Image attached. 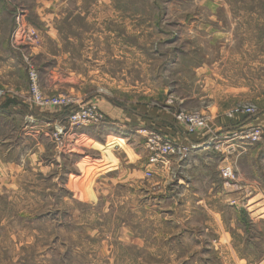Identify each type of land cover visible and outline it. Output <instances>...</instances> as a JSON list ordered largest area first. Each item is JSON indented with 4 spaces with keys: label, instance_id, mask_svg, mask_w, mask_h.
Returning a JSON list of instances; mask_svg holds the SVG:
<instances>
[{
    "label": "rangeland",
    "instance_id": "1",
    "mask_svg": "<svg viewBox=\"0 0 264 264\" xmlns=\"http://www.w3.org/2000/svg\"><path fill=\"white\" fill-rule=\"evenodd\" d=\"M64 1L57 25L65 34L62 50H56L50 38L46 56L32 55L26 45L22 53L0 50V83L16 78L13 88L0 84V98L25 89L34 111H61L68 118L72 109L42 108L29 101V69L37 70L45 95L72 97L79 104L75 110L96 108L97 125L77 127L90 134L94 146H88L86 139H66L64 132L55 130V134L37 136L38 141L33 139L31 173L26 166L24 176L7 192H0V264H180L175 256L180 253L188 255L187 264H234L224 254L220 258L214 248L204 252L207 241L199 228L203 226L200 215L191 219L190 242L165 240L178 232L170 229L171 218L159 213L155 230L153 211L158 210L153 207L158 199L155 202L151 195L189 189L186 171H172L171 163L181 166L194 152L204 150L217 157L212 166L215 193L238 195L231 203L242 207L253 203L258 192L264 197V0ZM5 21L4 38L10 37L14 45L10 16ZM49 30H30L35 39L26 43L39 46L41 32ZM7 68L16 70L4 72ZM72 85L86 95L101 96L123 118L111 121L97 102L83 103L76 98L78 89L71 92ZM182 115L207 118V126L190 133L179 119ZM109 123L123 126V136L107 128ZM0 126V134L11 133L9 124L1 122ZM217 126L229 129L226 141L240 143L233 142L224 152L214 139ZM155 128L166 129L172 138L179 133H203L205 139L199 144L176 143ZM52 129L48 128L49 133ZM255 133L259 137L253 141ZM132 137L142 144L137 150L143 155L137 193L135 184L111 179L127 158ZM39 142L45 151L39 159L44 162L37 158ZM165 145L174 151L166 158ZM237 147L252 148L250 154L257 157L254 171H248L251 162L247 159H243L245 167H240L242 155L238 156ZM21 154L17 153V161ZM195 187L200 190L198 182ZM136 207L144 212L136 216ZM259 209L263 211L251 210L252 218L245 209L248 221L239 224V240L246 248L251 245L248 250L257 245L261 254L264 204ZM166 219L168 227L159 233ZM225 222L230 232L237 223L231 214ZM214 238L208 237V246L212 247Z\"/></svg>",
    "mask_w": 264,
    "mask_h": 264
},
{
    "label": "crops",
    "instance_id": "2",
    "mask_svg": "<svg viewBox=\"0 0 264 264\" xmlns=\"http://www.w3.org/2000/svg\"><path fill=\"white\" fill-rule=\"evenodd\" d=\"M65 1L64 0H0V50L4 53H14V52H23L22 45H26L30 51H32V55L34 56H42L47 54V38H50L54 44L56 45V50H62L63 49V39L65 37V34L60 32L58 30V22L60 20V15H63V5ZM55 12V14H54ZM60 13V14H59ZM10 16V25H13L12 31L13 35L12 38L14 40V45L10 41L9 38H4V30H5V24H7V21L5 19ZM63 18V17H62ZM34 24H43V26H37ZM55 28H54V26ZM47 29L50 28L47 32H41L42 33V39L40 38L39 46H34L32 44L26 43V41L32 43L34 42V39L32 35H30V30L32 29ZM24 32V33H23ZM50 36V37H47ZM25 38V39H24ZM2 41H5L6 44H2ZM42 41V42H41ZM13 42V41H12ZM11 43V44H10ZM18 46V47H17ZM86 56L85 54H83ZM86 58V57H85ZM88 60H90V54H87ZM66 59V58H65ZM63 59V60H65ZM67 60V59H66ZM63 70L65 67V64H61ZM16 69L7 68L4 69V72L10 73L12 71H15ZM1 72V70H0ZM74 74V73H73ZM12 78L11 80H1V88H9L12 87L11 84L13 83V80L16 79L15 77H8ZM18 80V79H17ZM75 84V83H72ZM71 92H74L75 90L77 95L76 98L81 100L83 103H94L97 102L100 106V108L105 112V114L108 116V118L111 121L117 120L119 118H123V114L119 113L116 109H113L111 107V104L105 101V99H102L101 96H95L93 95H86L84 92H80L81 89L78 87H74V85L71 86ZM13 88V87H12ZM58 89V87H55V91ZM58 91V90H57ZM48 93V92H46ZM5 95L0 98V123L3 122V125L9 124L12 128V131L9 135H5L4 132L0 134V192H7L9 186L11 184H14L16 180L18 181L20 179V176H24L25 174V167L27 166L29 168V172L31 173V165L33 162V156L31 148V143L33 142V139L38 141L37 136L40 137V135L48 136L51 134H55V131L63 130L65 133V138H71L74 139L77 137V140L86 139L88 140V146H94L93 139L90 137V134L87 135L85 132H82L80 128H73L70 127V124L68 122V118L65 119V116L61 111H42L40 113H37L32 109L29 102H27V93L24 89V91L20 94H16L14 91L4 93ZM50 94V93H48ZM53 94V93H52ZM73 95V93H72ZM75 96V95H74ZM105 109H104V108ZM132 120H134L132 118ZM123 122V120H121ZM134 125L137 124V121H133ZM139 124V123H138ZM151 124V123H149ZM16 126L18 127V130L16 132ZM54 126V129H52V133H49L48 128ZM107 128L113 131H117L121 133L119 137L123 136V126H119L114 123H109L107 125ZM125 128V127H124ZM156 130L160 131L159 128H155ZM0 130L2 131V127L0 126ZM5 130V129H3ZM126 134L129 133V129L125 128ZM166 129H161L164 135H167V137L172 138V134L166 133L164 131ZM229 129H224L220 126L216 127L215 134H217L218 143L222 145L223 151L225 152L228 149H231L233 142H236L237 144L240 143L237 141H226V138H228L227 131ZM160 131V132H161ZM133 132V131H132ZM231 132V131H230ZM230 132L228 135H230ZM114 135V132L111 133ZM115 134V135H117ZM140 134V133H136ZM174 136V135H173ZM130 140L131 135L126 137ZM225 138V139H224ZM122 139V138H120ZM134 141L132 144H129L126 149L130 151L127 152V158L124 160L123 158V164H119L117 169H119V172L117 175L112 177L111 179H115L116 181H119L125 185H132L135 184V193H137V184L139 182V175L141 170L143 169V163H142V152H138L139 149L142 148V144H140L135 137H132ZM137 139L140 140V138L137 136ZM205 139V135L202 133H198L192 136H187L185 133H179V135H175L172 140L176 143L181 144H199L203 142L202 140ZM126 140V141H128ZM92 141V143H90ZM201 141V142H200ZM40 142L36 144V148L39 147V152L37 153V158L41 162H44L43 160L39 159L42 157V154H44L43 147H40ZM121 146V145H120ZM135 146V147H133ZM208 147V148H207ZM206 149L209 151V146H207ZM108 148V147H107ZM99 149V148H98ZM126 149H123L125 151ZM226 149V150H225ZM237 153L238 156L242 155L241 165L240 167L244 168L245 165H243V159H247L250 163L249 169L254 171V161L257 159L254 155L252 156L251 147L248 148H240L237 147ZM101 150V149H99ZM206 151V150H205ZM22 152V154L19 156L17 161V153ZM203 151L194 152L191 155V158L188 161H185V163L178 165L177 163H171L170 169L172 171H178L180 169H184L186 171L185 177L188 176V179L190 180L189 189L183 188L182 191L178 194H166L161 195L163 192H159L158 195L152 194L151 196L155 197V207L158 211H153V226L156 225L154 222H156L158 219L156 216V213H159L161 216L164 214L166 217L171 218L169 220H172V224L170 225V229L173 228V230H177L178 233L171 236H166L165 240L168 239H174L175 241L181 240L188 242L191 241L192 236L189 233V228L192 229L191 226V219L195 215H200L202 217L201 223H203V226L201 225L199 228H203V232H205V240L208 242V237L213 238L214 236L216 238L213 239L212 247L208 246V243L205 242L204 245V252L207 254L211 248H214L217 255H219L220 258H222V255L224 254L227 258H230L234 264H264V250L263 253L260 254V249L256 245L253 247L252 250H248L249 247L244 246V241L242 243L240 242V235L241 231L239 228L240 226H243L244 223H247V219L245 218V215L249 213V216L252 218L251 210L253 212L263 211L262 208L264 204V197L262 196V191L258 192V194L253 197L252 200L253 203H248L246 207L242 206H233L231 203L232 201L238 200V195L236 194H229V195H223L222 192H214L213 191V182H212V166H214V161L216 160V154L209 153H203ZM234 151V155H235ZM41 154L39 156L38 154ZM67 154V153H63ZM253 154V153H252ZM218 156V155H217ZM56 162L62 166V162L59 158H55ZM199 163V165H197ZM117 164V163H114ZM42 165V164H41ZM117 166V165H116ZM115 166V167H116ZM180 166V167H178ZM247 167V166H246ZM218 169V167H217ZM24 170V172H23ZM24 173V174H23ZM241 173V172H240ZM242 175V174H241ZM243 177V176H242ZM165 178V177H163ZM260 178H255V180H259ZM163 180V179H162ZM162 180L159 183H162ZM103 181V180H102ZM260 181V180H259ZM197 182L200 185V190L197 191L194 188H196ZM130 183V184H128ZM257 183V182H256ZM262 183V182H261ZM264 194V193H263ZM160 198V199H159ZM158 205V206H156ZM137 208V207H136ZM245 209L247 213L245 214ZM197 211H200V213H197ZM139 212H144V208H137L136 209V216ZM231 216L235 219L236 226L232 229L230 232V229L227 228L225 218L227 216ZM140 215V214H139ZM210 218V221L208 222V219ZM176 219V221H175ZM139 219H136V225L139 224ZM164 223H161L159 225L158 232L161 233L168 227L167 219L164 221ZM155 230H157V225L154 226ZM170 229H167L170 231ZM154 230V231H155ZM236 232V235L233 234V232ZM208 233L210 234L208 236ZM216 233V234H215ZM140 236L137 235L136 238H139ZM153 239L156 238V235H153ZM215 239H218L216 241L219 242V245L217 246V242ZM239 240V241H237ZM139 241V239H137ZM183 248H186L185 245H182ZM264 248V245L263 247ZM243 250V251H242ZM246 250V251H245ZM259 250V251H257ZM262 251V250H261ZM176 256V262L180 264H187L189 262L188 255H184L183 253H180ZM218 258V259H220ZM206 259V256H205ZM202 261V259H201ZM200 261V262H201Z\"/></svg>",
    "mask_w": 264,
    "mask_h": 264
},
{
    "label": "built area",
    "instance_id": "3",
    "mask_svg": "<svg viewBox=\"0 0 264 264\" xmlns=\"http://www.w3.org/2000/svg\"><path fill=\"white\" fill-rule=\"evenodd\" d=\"M1 95L2 94L0 93V96ZM29 95H30L29 101L31 102V104H34L35 106L38 107L40 106L42 108H56V109H65V110L72 109L69 112V117H68V122L70 124V127L77 128L79 125L95 126L100 120L98 113H96L95 107H81L75 110L74 107L76 108L79 107V104H77V101L74 98L66 95H58V96L45 95L40 88V80H39L38 72L33 68L29 69ZM179 119L180 121H182L183 123L189 126L190 133H195L197 129L199 128L204 129L207 126L206 125L207 118L201 116L193 117L192 115L189 116L182 115ZM61 131L63 132V130L58 131L59 134L61 133ZM252 136H253L252 139L253 141H256L257 137H259L258 133H255ZM214 139H216L217 141L219 140L217 138ZM216 144L217 142L214 145ZM164 151H165L163 153L164 158H166V156H170L171 153H174L170 145H165ZM186 152L188 153V151ZM186 152L182 154L184 157L186 156L185 155ZM159 158L160 157H158L157 160H159Z\"/></svg>",
    "mask_w": 264,
    "mask_h": 264
},
{
    "label": "bare ground",
    "instance_id": "4",
    "mask_svg": "<svg viewBox=\"0 0 264 264\" xmlns=\"http://www.w3.org/2000/svg\"><path fill=\"white\" fill-rule=\"evenodd\" d=\"M24 33V32H23ZM25 39V38H24Z\"/></svg>",
    "mask_w": 264,
    "mask_h": 264
},
{
    "label": "trees",
    "instance_id": "5",
    "mask_svg": "<svg viewBox=\"0 0 264 264\" xmlns=\"http://www.w3.org/2000/svg\"><path fill=\"white\" fill-rule=\"evenodd\" d=\"M63 111V110H62Z\"/></svg>",
    "mask_w": 264,
    "mask_h": 264
}]
</instances>
